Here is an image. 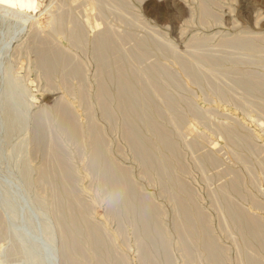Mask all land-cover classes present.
Instances as JSON below:
<instances>
[{
  "label": "rangeland",
  "instance_id": "1",
  "mask_svg": "<svg viewBox=\"0 0 264 264\" xmlns=\"http://www.w3.org/2000/svg\"><path fill=\"white\" fill-rule=\"evenodd\" d=\"M69 259L264 264V0H0V264Z\"/></svg>",
  "mask_w": 264,
  "mask_h": 264
},
{
  "label": "bare ground",
  "instance_id": "2",
  "mask_svg": "<svg viewBox=\"0 0 264 264\" xmlns=\"http://www.w3.org/2000/svg\"><path fill=\"white\" fill-rule=\"evenodd\" d=\"M92 6H93V5H92ZM36 20H37V19H36ZM87 21H89V20H87ZM33 22H34V21H33ZM90 22H91V21H90ZM73 31H74V30H73ZM77 31H78V30H77ZM76 33H77V32H76ZM74 34H75V33H74ZM106 34H107V33H106ZM109 34H111V33H109ZM75 35H76V34H75ZM77 35H78V34H77ZM77 35H76V36H77ZM111 36H112V35H111ZM71 37H72V36H71ZM100 37H101V35H100ZM78 38H79V36H78ZM101 38H102V37H101ZM71 39H72V38H71ZM103 39H104V38H103ZM105 39H106V38H105ZM109 39H110V38H109ZM77 40H79V39H77ZM110 40H111V39H110ZM113 40H114V39H113ZM102 41H103V40H102ZM108 41H109V40H108ZM99 42H100V40H99ZM111 42H113V41L111 40ZM110 44H111V43H110ZM113 44H114V43H113ZM97 45H99V44H97ZM101 45H102V44H101ZM104 45H106V44H104ZM107 46H108V43H107ZM109 46L112 47V44L109 45ZM113 46H114V45H113ZM96 47L98 48V46H96ZM102 47H103V46H102ZM109 48H110V47H109ZM104 49H105V48H104ZM113 49H114V48H113ZM97 50H98V49H97ZM115 50H116V49H115ZM104 51H105V50H104ZM98 52H99V50H98ZM100 52H101V50H100ZM116 53H117V52H116ZM98 54H99V53H98ZM100 54H101V53H100ZM101 55H102V54H101ZM106 55H109V54H106ZM43 56H44V55H42V57H43ZM51 56H52V54H51ZM54 56H55V55H54ZM54 56H53V57H54ZM102 58H103V57H102ZM105 58H106V57H105ZM107 58H108V57H107ZM52 59H53V58H52ZM52 59H51V60H52ZM44 60L46 61V59H44ZM101 60H102V59H101ZM105 61H106V60H105ZM52 62H53V60H52ZM45 63H46V62H45ZM100 63H102V62H100ZM103 64H104V63H103ZM103 64H101V65H103ZM106 64H108V63L106 62ZM106 64H105V65H106ZM53 66H54V65H53ZM46 67H47V66H46ZM54 67H55V66H54ZM101 67H102V66H100V68H101ZM48 68H49V67H48ZM48 68H46V70H47ZM106 68H107V67H106ZM54 69H55V68H54ZM78 70H79V69H78ZM101 70H102V68H101ZM106 70H107V69H106ZM48 72H49V71H48ZM48 72H47V73H48ZM100 72H101V71H100ZM107 72H108V71H107ZM107 72H106V73H107ZM50 73H51V72H49V75H48V76H50ZM51 74H52V73H51ZM100 89H101V88H100ZM105 90H106V89H105ZM102 92H103V91H102ZM105 92H106V91H105ZM102 94H103V93H102ZM102 94H101V95H102ZM121 95H122V94H121ZM123 95H124V92H123ZM125 96H126V95H125ZM126 98H127V97H126ZM102 99H103V97H102ZM105 99H106V98H105ZM101 101H102V100H101ZM107 101H108V100H107ZM123 107H125V106H123ZM64 110H66V108H65ZM62 112H63V109H62ZM65 113H66V112H64L63 115H66ZM69 116H70V115H69ZM60 117H61V116H60ZM71 119H72V118H71ZM128 119H129V121H130L131 117H128ZM63 120H64V118H63ZM131 121H132V120H131ZM67 122H68V121H67ZM68 123H69V122H68ZM68 123H67V125H68ZM127 123H128V120H127ZM130 123L132 124V122H130ZM127 126H128V125H127ZM38 127H39V126H38ZM66 127H67V126H66ZM69 127H70V125H69ZM73 127H74V125H73ZM129 127H130V126H129ZM75 128H76V126H75ZM127 129H128V128H127ZM36 130H37V129H36ZM41 130H42V129H41ZM67 130H69L68 127H67ZM77 130H78V129H77ZM69 131H70V130H69ZM127 132H129V130H128ZM74 133H76V132H74ZM129 133H130V132H129ZM36 135H37V134H36ZM56 149H58V148L56 147ZM58 150H59V149H58ZM53 151H54V150H53ZM59 151H60V150H59ZM97 153H98V152H97ZM59 155H60V154H59ZM56 156H57V155H56ZM58 158H59V157H58ZM59 159H62V158H59ZM147 159L149 160L148 157H147ZM147 159H146V160H147ZM60 162H61V160H60ZM62 162H63V160H62ZM160 163H161V162H160ZM159 165H161V164H159ZM46 169H47V168H46ZM44 170H45V169H44ZM107 171H108V170H107ZM108 173H109V172H108ZM43 174H44V173H43ZM113 175H114V174H113ZM114 196H115V195H114ZM115 198H116V197H115ZM70 209H71V208H70ZM78 215H79V214H78ZM72 217H73V216H72ZM72 217H71V218H72ZM71 218H70V220H71V221H74V220H72L73 218H72V219H71ZM71 221H70V224H71ZM241 221H242V220H241ZM190 222H191V221H190ZM72 223H74V222H72ZM238 224H240V223H238ZM67 225H68V224H67ZM72 225H73V224H72ZM74 226H75V225H74ZM68 227H69V226H68ZM68 227H67V228H68ZM79 227H81V226H79ZM242 227H243V226H242ZM75 228H77V226H76ZM71 231H72V230H71ZM71 231H70V233H71ZM76 231L78 232V231H79V228H78V230H76ZM72 233H73V232H72ZM72 233H71V234H72ZM71 234H70V235H71ZM73 235H74V234H72V236H73ZM65 236H66V235H65ZM72 236H71V237H72ZM73 238H74V237H73ZM67 239H68V238H67ZM74 239H75V238H74ZM74 239H73V240H74ZM68 241H69V240H68ZM262 241H263V240H262ZM99 242H100V241H99ZM79 244H80V243H79ZM80 245H81V244H80ZM67 246H68V242H67ZM67 246H66V248L69 247V246H68V247H67ZM72 246H74L73 243H72ZM75 246H76V245H75ZM78 246H79V245H78ZM75 248H77V247H75ZM68 249H69V248H68ZM76 250H77V249H76ZM68 251H70V249H69ZM68 251H67V252H68ZM74 252H75V251H74ZM71 253H72V252H71ZM101 253H102V252H101ZM68 254H70V252H69ZM103 254H104V253H103ZM108 255H109V253H108ZM70 256H71V255H70ZM70 256H69V258H70ZM67 257H68V256H67ZM106 257H107V255H106ZM106 257H105V258H106ZM70 259H72V261L74 260L72 257H71ZM70 259H69V260H70ZM100 259H101V258H100ZM102 259H103V258H102ZM108 259H109V258H108ZM103 260H104V259H103ZM109 260H110V259H109ZM70 261H71V260H70ZM70 261H69V262H70ZM72 261H71L70 263L73 264ZM100 262H101V261H100ZM103 262H104V261H103ZM108 262H111V260L108 261ZM101 263H102V262H101ZM104 263H105V262H104Z\"/></svg>",
  "mask_w": 264,
  "mask_h": 264
}]
</instances>
